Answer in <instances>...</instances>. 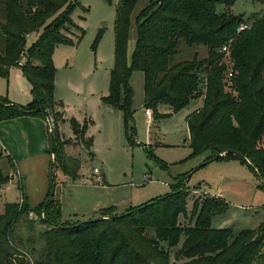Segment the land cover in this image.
Returning a JSON list of instances; mask_svg holds the SVG:
<instances>
[{
  "label": "trees",
  "instance_id": "1",
  "mask_svg": "<svg viewBox=\"0 0 264 264\" xmlns=\"http://www.w3.org/2000/svg\"><path fill=\"white\" fill-rule=\"evenodd\" d=\"M237 1L151 0L137 17L136 48L129 58L131 19L138 0H121L114 26L115 66L109 94L102 102L123 113L126 138L134 145L131 77L135 71L144 74V107L153 117H164L158 112L162 104L178 112L203 98V106L187 118L191 156L207 154L205 162L218 155H223L218 160H239L264 181V16L250 23L244 15L233 14ZM78 6V0H0V76L8 78L25 56L22 68L33 96L27 107L0 99V121L52 118L55 164L58 161L72 181L80 178L82 163L67 155L58 130L62 116L54 99L53 53L59 45L73 43L66 31L78 27L71 18ZM220 6L227 11L218 13ZM244 23L251 25L238 32ZM34 31L39 36L28 46L27 36ZM258 36L263 50L256 53ZM233 39L237 40L230 44ZM182 43L206 47L207 58L195 55L172 64ZM225 48H230L234 63L227 82ZM71 126L75 138L83 141L88 123L71 120ZM92 146L90 138L89 151ZM190 174L177 176L170 194L124 214H117L112 206L100 210L99 216L104 217L100 221L74 224L62 223V206L50 199L51 189L34 209L22 191L20 202L7 203L0 212V264H169L170 252L182 237L175 259L185 260L183 264H264V222L237 235L231 229L214 228L213 218L225 213L228 204L217 196L197 198L189 210ZM9 181L0 167V184ZM19 183L23 189L22 180ZM30 214L44 226L40 247L36 237L25 240L17 232L22 217L28 219L29 229H36ZM181 219L188 223L182 224ZM148 229L155 230V240L146 236Z\"/></svg>",
  "mask_w": 264,
  "mask_h": 264
},
{
  "label": "rangeland",
  "instance_id": "2",
  "mask_svg": "<svg viewBox=\"0 0 264 264\" xmlns=\"http://www.w3.org/2000/svg\"><path fill=\"white\" fill-rule=\"evenodd\" d=\"M120 1L78 0L79 6L71 15L78 27H69L66 31V35L73 43L59 45L53 53L56 70L54 99L57 103L56 110L62 116L58 121V130L66 143L67 155L78 158L82 163L80 178L76 181L65 176L58 161L55 164L54 198L60 200L62 204V223L74 224L93 219L95 213L91 212V208L94 201L91 197L96 193L107 200L106 204L111 202L121 215L128 208H135L154 198L170 194L175 178L191 172L188 183L192 190L188 202L189 210L197 198L217 196L228 204V208L225 213L213 218L214 228L231 229L235 235L241 231L256 230L264 222V186L253 170L239 160H217L200 168L208 155L191 156L186 119L189 114L203 106L202 99L193 100L189 106L178 112L162 104L158 107V112L164 117L154 116L152 121L148 122L144 107V74L135 71L131 77L136 128L134 145L126 138L122 112L115 111L112 116L105 112L108 108L103 104L102 98L109 94L111 70L115 66L114 26L116 7ZM150 1L138 0L132 13L128 41L129 58L136 48L137 17L149 6ZM218 10V13L227 11L221 6ZM231 12L235 15H244L251 23L256 17L264 16V4L260 0H238L231 8ZM38 36L37 31L29 34L28 46H31ZM234 40L230 41V44L237 39ZM260 40L258 36L256 53L263 50ZM224 52L227 54L225 59L228 65L227 82L229 74L233 72L234 63L230 48ZM195 55L199 59L207 58V48L182 43L179 53L172 59V64L190 61ZM20 62L21 65L12 68L8 78L0 76V99L27 107L33 102V96L30 82L22 68L26 63V57L23 56ZM15 119L1 120L0 130L4 132L7 127L13 128L14 126L10 127V124L5 123ZM43 120L47 128V151L39 155L40 147H37L32 151V157L24 163L14 152L7 151L9 156L6 157L2 155V146L8 147L3 136L0 137V167L3 175L10 180L7 184H0L1 213L4 212L7 203L21 201L22 191L29 195L32 209L42 202L47 192H50L49 125L46 119ZM71 120L80 124L88 123V131L83 141L75 138ZM16 125H20V121H17ZM90 138L93 140V146L89 151L87 147ZM24 166L31 172L27 173V184L22 183L21 189L18 172H21L25 179L26 172L22 170ZM96 169L105 178L101 184L95 181ZM94 183L98 187L105 183L107 185L95 192L91 189ZM88 193L92 196L86 197ZM97 194L95 200L100 198ZM30 215L36 220V229H29L28 219L22 217L17 232L25 240L31 236L36 237L38 242L36 246L40 247L39 233L44 226L33 214ZM185 220L181 219V223L187 224L188 221ZM146 236L155 240V230L148 229ZM184 240L185 237H182L178 248L171 250L169 264L185 262L183 259H175V253ZM163 245L166 247V243Z\"/></svg>",
  "mask_w": 264,
  "mask_h": 264
},
{
  "label": "crops",
  "instance_id": "3",
  "mask_svg": "<svg viewBox=\"0 0 264 264\" xmlns=\"http://www.w3.org/2000/svg\"><path fill=\"white\" fill-rule=\"evenodd\" d=\"M31 89H32V86H31ZM202 100H203V98H202ZM107 108L108 109H105L106 110L105 112L107 113L108 116H112L115 114L114 113L115 111H119V110L111 108L108 105H107ZM145 114H146V111H145ZM38 118L34 117V116H22V117L16 118L15 120H12V121L5 123V124H10V127L11 126H14V127L13 128L7 127L4 132L0 130V134H1L0 137L3 136V138L5 139V141L7 143V147H8V148H5V146L4 147L2 146V155H4L6 157V156H9L7 151H11L12 153L14 152L20 158H22V161L24 163L26 160H28V158L32 157V151L34 149H36L37 147H40V151L38 152L39 155H41L42 153H45L47 151V147H46V132H47L46 123H45V120H43V118H40V117H38ZM152 119H153V116H152L151 120H148V119L147 120H148V122H151ZM17 121L18 122L20 121V125H16ZM46 122H47V120H46ZM186 122H187V119H186ZM47 124H48V122H47ZM187 126H188V124H187ZM48 135H49V131H48ZM22 170L26 172V177L24 179L22 177L23 176L22 173L18 172V175L20 174L18 176L19 177L18 180L19 181L22 180L23 183L25 182L27 184V181H28L27 173H30L31 170H27V168L25 166L22 168ZM44 170H45V163H44ZM79 174H80V172H79ZM102 177H103V179H105L104 176H102ZM106 185L107 184L105 183V185H103L102 187H105ZM188 186H189V184H188ZM102 187H98L94 183V187H91V189L94 190L95 192H97V190L99 188H102ZM43 189H45L44 185H43ZM48 193L49 192H47L44 195L42 202L46 199ZM96 194H94L92 196L91 194L88 193L86 195V197L92 196L91 199L94 201V203H93L94 206H92V208H91V212L95 213V215L93 214L94 218L99 216L100 210H102L104 208H108V207L113 205L111 202H108L109 204H106L105 202H107V200L104 199L99 194H97V195L100 198H97L95 200ZM28 198H29V195H28ZM61 206H62V204H61ZM117 214H119V212H117Z\"/></svg>",
  "mask_w": 264,
  "mask_h": 264
},
{
  "label": "water",
  "instance_id": "4",
  "mask_svg": "<svg viewBox=\"0 0 264 264\" xmlns=\"http://www.w3.org/2000/svg\"><path fill=\"white\" fill-rule=\"evenodd\" d=\"M50 120V117L47 118V122ZM48 131H49V153H50V157H51V165H50V172H49V181H50V189H51V196L50 199L54 198V192H55V185H54V179H53V175H54V166H55V157H54V135H53V128L49 125L48 127ZM221 156L223 155H218L212 159L207 160L203 165H208L216 160H218ZM239 158L242 159L243 161H246L247 163H249V161L246 159V157L239 155ZM259 181L261 182V185L264 186V181H262L261 178H259ZM104 217L102 216H98L95 217L89 221H85V222H93V221H100L102 220Z\"/></svg>",
  "mask_w": 264,
  "mask_h": 264
},
{
  "label": "built area",
  "instance_id": "5",
  "mask_svg": "<svg viewBox=\"0 0 264 264\" xmlns=\"http://www.w3.org/2000/svg\"><path fill=\"white\" fill-rule=\"evenodd\" d=\"M250 25H251V24H247V23L242 24V25L239 27L238 32H241V31H243V30H245V29H248V28L250 27ZM224 51H227V48H225ZM152 116H153V115H152V111L149 110V109L146 110V117H147V119H148V120H151ZM48 125H50L52 128L54 127V121H53L52 118H50V120L48 121ZM94 176L96 177V180H95V181H96L98 184H101L102 181L104 182L103 177L101 176V174H100V172H99L98 169H96V170L94 171ZM18 178H19V177H18Z\"/></svg>",
  "mask_w": 264,
  "mask_h": 264
}]
</instances>
